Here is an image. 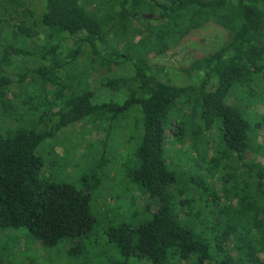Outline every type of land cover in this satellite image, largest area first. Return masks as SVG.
<instances>
[{
	"label": "trees",
	"instance_id": "16d2710c",
	"mask_svg": "<svg viewBox=\"0 0 264 264\" xmlns=\"http://www.w3.org/2000/svg\"><path fill=\"white\" fill-rule=\"evenodd\" d=\"M207 22L228 35L215 53L180 69L153 61ZM96 87L121 97L95 102ZM263 98L264 0H0V231L61 260L264 264ZM122 118L140 134L126 176L157 207L117 208L101 228L89 187L42 179L36 150L84 120L111 135ZM172 124L193 150L203 136L193 165L206 177L168 158ZM14 238L0 264L17 262Z\"/></svg>",
	"mask_w": 264,
	"mask_h": 264
},
{
	"label": "rangeland",
	"instance_id": "374dc122",
	"mask_svg": "<svg viewBox=\"0 0 264 264\" xmlns=\"http://www.w3.org/2000/svg\"><path fill=\"white\" fill-rule=\"evenodd\" d=\"M14 8L18 9L19 7ZM227 38L228 35L224 29L207 22L173 46L165 56L156 58L153 61L167 68L180 69L195 60H201L212 55L226 42ZM174 76L177 82H184L178 78L179 76L175 74ZM191 80L194 79L191 78ZM190 81H186V84H190ZM170 84L176 85L172 82ZM94 94L93 101L95 102L108 101L109 99L117 100L121 97L118 92L99 87L94 88ZM262 102L258 106V112L264 118V98ZM131 120L133 121L132 115L126 118V121ZM113 121L111 124L114 125V128H112L114 130H112L111 135H109L107 121L97 122L99 124L96 125V128L92 122L84 120L61 131L54 138L46 140L36 150V154L42 158L45 164L41 173L42 179L65 182L80 190H86L89 187L91 212L101 228L113 221L112 216L115 215L117 208L122 212H127L132 209V206H134V209L141 210L143 205L147 203L152 206V210L157 207V202L154 199H149L147 195H141L143 192L137 185L129 182L125 173L128 166L124 163V159L130 158L132 160V157L135 156L139 132L123 123V118ZM175 136L172 124L166 131L165 150L168 158L172 160L178 170L182 168L192 176L203 175L206 177L205 170L193 165L198 160L196 150H199L198 147L201 146L203 136L197 137L198 147L196 150H193L192 141L189 137L179 136L181 138L178 139ZM253 138L260 140L255 134ZM219 150H222V148L219 147ZM259 156L264 158V148L260 149ZM178 177L179 175L176 176V178ZM217 177L215 175L212 179H206L212 188L213 184L216 186L220 184ZM117 214V216L120 215ZM179 222L181 223V220ZM17 232L13 230L0 231V244L10 243L16 240L14 237H19L17 246L13 249L18 258L15 264L21 261V258H19L21 255H24V258L31 264L104 263L103 255H101V258H98V255L93 256L91 263L70 259L61 260L56 253L60 247L56 251L42 249L32 236L22 237V233ZM62 251L65 252L63 248ZM21 257L23 258V256Z\"/></svg>",
	"mask_w": 264,
	"mask_h": 264
}]
</instances>
